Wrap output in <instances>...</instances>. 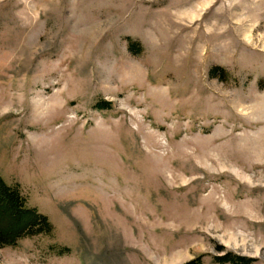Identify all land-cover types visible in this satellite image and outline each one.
Returning <instances> with one entry per match:
<instances>
[{
    "label": "rangeland",
    "instance_id": "1",
    "mask_svg": "<svg viewBox=\"0 0 264 264\" xmlns=\"http://www.w3.org/2000/svg\"><path fill=\"white\" fill-rule=\"evenodd\" d=\"M0 176V264H264V0H0Z\"/></svg>",
    "mask_w": 264,
    "mask_h": 264
},
{
    "label": "trees",
    "instance_id": "2",
    "mask_svg": "<svg viewBox=\"0 0 264 264\" xmlns=\"http://www.w3.org/2000/svg\"><path fill=\"white\" fill-rule=\"evenodd\" d=\"M129 51L136 53L135 44H130ZM103 109L109 107L107 102L97 105ZM53 226L48 217L41 214L35 207H29L26 197L22 194L18 184H8L0 176V248L13 247L24 238L44 235L52 236ZM55 249V247H52ZM57 253L63 254L65 249H57ZM220 264H248V260L225 253L216 257ZM200 258H196L185 264H200Z\"/></svg>",
    "mask_w": 264,
    "mask_h": 264
}]
</instances>
